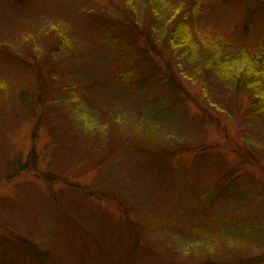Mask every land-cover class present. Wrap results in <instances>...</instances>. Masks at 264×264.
I'll list each match as a JSON object with an SVG mask.
<instances>
[{
    "label": "rangeland",
    "instance_id": "374dc122",
    "mask_svg": "<svg viewBox=\"0 0 264 264\" xmlns=\"http://www.w3.org/2000/svg\"><path fill=\"white\" fill-rule=\"evenodd\" d=\"M189 1L191 43L264 39V0ZM122 2L0 0V264H264V109Z\"/></svg>",
    "mask_w": 264,
    "mask_h": 264
},
{
    "label": "trees",
    "instance_id": "16d2710c",
    "mask_svg": "<svg viewBox=\"0 0 264 264\" xmlns=\"http://www.w3.org/2000/svg\"><path fill=\"white\" fill-rule=\"evenodd\" d=\"M9 1H18L21 4H25L32 0ZM140 1L144 4V11H148L155 22L163 23V34L165 35L164 42L165 40L168 41L169 46L171 44L179 49V52L181 54L183 53L184 56H187L191 60H196L193 67L195 70H198L200 74L209 73L213 77L221 76L223 74L228 76L231 80L235 79L237 81V90L247 92L254 105H261V109H264V46L262 44L264 43V39L262 38L261 31L258 33L256 40L257 44L254 46L255 49L246 48L235 55H231L227 47L217 39H213V44H210L208 38L206 40L208 43L206 42V46L204 47H201V45H203L201 43L193 44L194 41L191 43L190 29L196 28L193 26V22L190 19L189 0H178V8L175 9L176 13L174 14L173 11H170V8L174 7L171 5V1L167 0L166 3L164 2L163 9L159 7V3L156 0ZM134 3L135 0H123L121 3L120 14L122 16L124 15L127 20H131L132 18ZM263 6L264 5L260 6L259 22L261 24H264V18L262 17L264 16ZM258 12V8L252 9V20L256 19ZM185 31H188L190 36L186 34ZM53 36L56 39L57 44L59 43V47L64 45L67 41L66 36L60 30H53ZM106 39V44L111 49H115V42H117L116 32L107 35ZM194 46H199L197 54H194L196 50ZM201 53L205 54L204 58L200 57ZM225 72H228L229 74H226ZM131 82L133 81L126 79L123 80L125 85H131ZM262 112L264 114V110ZM258 260L259 259H256V262H258Z\"/></svg>",
    "mask_w": 264,
    "mask_h": 264
}]
</instances>
